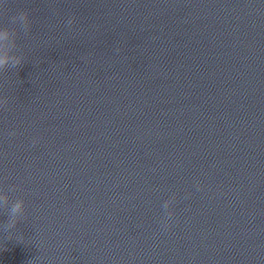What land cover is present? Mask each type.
I'll use <instances>...</instances> for the list:
<instances>
[{
    "label": "clouds",
    "instance_id": "1",
    "mask_svg": "<svg viewBox=\"0 0 264 264\" xmlns=\"http://www.w3.org/2000/svg\"><path fill=\"white\" fill-rule=\"evenodd\" d=\"M73 20L70 19L68 24L71 25ZM11 24L16 25L17 27H3L0 28V72H3L9 68H17L20 67L25 57L23 55L16 54L13 49L17 47V38L19 30H22L25 34L30 31L31 28V20L29 17V13L26 10L18 12L16 15L11 17ZM11 41V47L6 46L4 42ZM3 102L0 101V104ZM11 135H16L15 132L11 133ZM8 197L5 196L3 201L0 202V207H6L8 205ZM175 200V195L170 200H167L163 207L167 210L169 209V204L173 203ZM25 211L24 207V200L17 199L10 207L8 211L9 220L6 223V229L14 228L18 222V218L22 217ZM174 215L173 212L167 211L165 220L170 221L172 216ZM164 227L167 228L168 224L165 223Z\"/></svg>",
    "mask_w": 264,
    "mask_h": 264
}]
</instances>
